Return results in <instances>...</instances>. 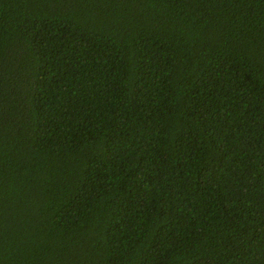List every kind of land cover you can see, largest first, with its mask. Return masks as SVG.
Returning a JSON list of instances; mask_svg holds the SVG:
<instances>
[{
	"label": "trees",
	"instance_id": "16d2710c",
	"mask_svg": "<svg viewBox=\"0 0 264 264\" xmlns=\"http://www.w3.org/2000/svg\"><path fill=\"white\" fill-rule=\"evenodd\" d=\"M0 264H264V0H0Z\"/></svg>",
	"mask_w": 264,
	"mask_h": 264
}]
</instances>
